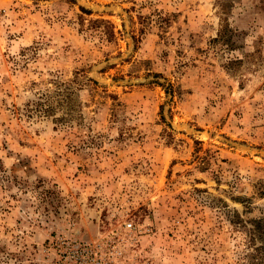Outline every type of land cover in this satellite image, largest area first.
<instances>
[{
	"label": "rangeland",
	"instance_id": "374dc122",
	"mask_svg": "<svg viewBox=\"0 0 264 264\" xmlns=\"http://www.w3.org/2000/svg\"><path fill=\"white\" fill-rule=\"evenodd\" d=\"M256 220L264 0H0V264H250Z\"/></svg>",
	"mask_w": 264,
	"mask_h": 264
},
{
	"label": "built area",
	"instance_id": "2783aa9c",
	"mask_svg": "<svg viewBox=\"0 0 264 264\" xmlns=\"http://www.w3.org/2000/svg\"><path fill=\"white\" fill-rule=\"evenodd\" d=\"M128 229H133V222H127ZM54 264H104L96 246L89 242L58 238L53 245Z\"/></svg>",
	"mask_w": 264,
	"mask_h": 264
},
{
	"label": "trees",
	"instance_id": "16d2710c",
	"mask_svg": "<svg viewBox=\"0 0 264 264\" xmlns=\"http://www.w3.org/2000/svg\"><path fill=\"white\" fill-rule=\"evenodd\" d=\"M83 12L90 13L89 11L85 10L82 8ZM235 61H241V60H233L232 62ZM231 62V63H232ZM163 108V107H162ZM164 118V116H163ZM255 225L257 228H264V222L262 220H256ZM247 258H250V264H264V246L257 247L256 249H253L252 253H249L247 255Z\"/></svg>",
	"mask_w": 264,
	"mask_h": 264
}]
</instances>
